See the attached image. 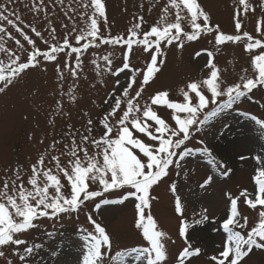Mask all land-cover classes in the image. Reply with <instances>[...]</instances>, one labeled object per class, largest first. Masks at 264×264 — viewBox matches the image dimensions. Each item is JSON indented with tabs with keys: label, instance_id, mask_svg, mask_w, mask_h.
<instances>
[{
	"label": "snow or ice",
	"instance_id": "6c2138e0",
	"mask_svg": "<svg viewBox=\"0 0 264 264\" xmlns=\"http://www.w3.org/2000/svg\"><path fill=\"white\" fill-rule=\"evenodd\" d=\"M18 2L5 0L0 3V55L3 56L0 59V94L6 93L28 70L50 62L55 64L63 97L66 74L73 81H78L84 69V53L93 47L99 49L101 45L124 49L123 62L122 66L114 68L113 52L93 59L91 63L96 74L103 77L107 73L117 77V87L121 85L118 79L121 74L127 76V82L120 94L117 95L114 88L103 99L102 103L109 105V109L98 122L103 128L98 137L93 135L95 122L92 118L87 119L82 132L69 124L68 128L72 130L65 136L70 138V144L64 143V150L60 151L57 145L62 141L53 140L49 145L51 151L45 150L31 164L26 181L23 165L17 163L12 169H5L3 177H0V249L17 246L12 253L18 257L19 264H29V258L43 245L29 244L20 237L31 229L41 227L36 221L77 212L86 206V202H92L93 211L99 212L103 206L123 204L131 198L135 200V227L142 231L147 246L123 247L113 254L112 235L89 212L87 219L93 228L81 230L84 248L82 264H136L138 261L168 264V233L159 228L150 212H146L156 199L151 192L173 170H176L177 176L180 175L182 161L192 155L186 144L192 141L194 135L201 133L204 126L218 118L225 109H231L241 98L253 90L264 88V0H259L261 17L256 22L255 36L242 30L248 14L256 11L252 0H232L235 34H226L219 24H213L199 0H165L159 19L147 31L144 30L145 17L141 14L133 17L134 22L126 33L117 35L111 34L105 0H68L67 3L65 0H29L24 7L34 18L43 16L47 24V39L34 24L25 21L20 9L15 6ZM140 7L143 8V4ZM57 9L72 22L70 29L67 24L62 25L65 28L62 39L57 36L52 19ZM186 26L190 31L186 30ZM29 31L46 45L44 50L29 35ZM213 33L216 51L226 42H243L244 50L251 54L249 66L241 70L238 79L228 82L224 77L226 70L214 62V52L201 49L195 52V57L207 55L204 67L209 70L208 75L181 87V101L171 100L168 91H156L148 100L144 99L146 86L154 81L161 71L160 65L166 61L164 46L176 43L183 48L185 40L197 41L203 34ZM134 46L148 57L144 68L131 64ZM61 55L65 57L63 63L59 61ZM126 70H130V75ZM44 71H47L46 67ZM138 80V87H134ZM67 95L71 103L77 102L75 83L68 88ZM113 97L114 103L110 104ZM92 103L96 104V101ZM160 105L172 110L174 124H169L154 110V106ZM59 115H69L64 112L62 99L56 101L49 124H54L55 116ZM83 115L89 117L88 112ZM259 123L264 126V120ZM135 133L146 136L150 142L146 143ZM199 143L204 144V140ZM90 147L94 149L91 153ZM203 151L211 154L208 148ZM239 158L245 160L248 157L241 155ZM253 159L257 165L253 177L255 191L244 189L238 195L225 193L229 202L226 217L222 220L226 239L217 246L221 250L208 257L212 264H245L255 249L264 252V155H256ZM220 164L222 174L227 176L231 169L223 161ZM212 182L213 177L209 175L199 187L204 189ZM121 189L127 190L118 199L105 198L113 190ZM170 190L175 198L174 210L183 217L185 205L177 194L176 182L171 183ZM242 198L243 204L257 214V220L251 227L249 217L240 211ZM208 211L207 208L201 209L199 219H193L191 223L181 219L179 235L184 238L186 246L175 257V264H191V258L202 254L201 247L189 241L188 233L194 226L202 225L209 219ZM52 233H47L49 239ZM19 246H24L22 251ZM0 257L6 258L5 250H0ZM6 264L14 262L6 258Z\"/></svg>",
	"mask_w": 264,
	"mask_h": 264
},
{
	"label": "rangeland",
	"instance_id": "374dc122",
	"mask_svg": "<svg viewBox=\"0 0 264 264\" xmlns=\"http://www.w3.org/2000/svg\"><path fill=\"white\" fill-rule=\"evenodd\" d=\"M4 2L5 0H0V3ZM67 2L68 0H65V3ZM199 2L210 14L213 24H219L226 34H235L232 0H199ZM27 3L29 0H19L15 6L20 9L25 21L34 24L47 39L46 21L43 16L39 19L34 18L24 7ZM164 3L165 0H159V3L157 0H105L111 34L126 33L128 27L134 22L133 17L141 14L145 17L144 30L147 31L159 19ZM252 3L256 11L254 14H248L242 30L255 36L256 22L261 17V9L259 0H252ZM141 4L143 8L140 7ZM149 8L152 10L149 11ZM52 19L57 29V36L62 39L65 34V28L62 25L67 24L70 29L72 22L64 18L59 9L56 10V15ZM101 28L103 31L104 26L102 25ZM186 30L190 31V28L186 26ZM10 31L14 32L13 29ZM105 34L107 35V32ZM29 35L37 41V45L42 50L46 48V45L40 38L35 37L34 33L29 31ZM214 35V33L203 34L197 41L185 40L183 48H179L176 43L164 46L166 61L160 65L161 71L154 81L146 86L143 93L144 99L148 100L156 91H168L171 100L181 101L182 96L179 92L181 87L191 80L208 75L209 70L204 67L208 60L207 55L195 57V52L201 49L214 52V62L226 70L224 77L228 82L238 79L241 70L249 66L251 54L244 50L243 42H226L218 46L219 51H216ZM73 43L75 44L74 40ZM123 51L124 49L119 46L113 49L111 45H101L99 49L90 48L82 57L84 69L79 80L73 81L66 74L63 97L56 78L55 64L50 62H45L39 68L28 70L13 87H10L6 93L0 94V177H3L5 169H12L19 163L25 169L26 181L31 164L45 150L51 151L49 145L53 140L62 141L57 145L60 151L64 150V143L70 144V138L65 136V133L72 130L68 128L69 124L73 126V129H79L82 132L87 119L92 118L95 122L93 135L98 137L102 134L103 128L98 122L109 109V105H104L102 101L114 88H116V94H120L126 86L127 76L121 74L118 77L121 85L117 87L115 85L117 77L107 73L103 77L98 76L91 61L113 52V66L119 67L123 62ZM0 59H3L2 55ZM64 59L63 55L59 57L61 63ZM147 60V55L134 46L131 57L132 66L144 68ZM100 62L103 64L102 61ZM45 67L47 71H44ZM126 72L130 75V70ZM74 83L78 96L75 104L71 103L67 95L68 88ZM138 85L139 80L134 87ZM132 94L134 95V92ZM59 99H62L64 112L69 115L55 116L54 124H49L48 121L53 118L56 101ZM93 100L96 104L92 103ZM111 103H114V97ZM209 107L213 106L209 105ZM154 110L169 124H174L171 119L172 110L166 105L154 106ZM84 112H88L89 117H85ZM261 120H264V88L253 90L252 93L237 101L231 109H225L218 118L204 126V130L194 135L192 141L186 144L192 150V155L182 161L180 175L177 176L176 170H173L168 178H164L153 187L151 195L156 199L151 202V207L146 212H150L159 228L168 233L166 245L169 250L168 264H175V257L186 246L184 238L179 235L181 219L191 223L193 219H199V213L203 208L209 210V219L202 225L194 226V229H190L188 233L189 241L202 249L199 257L191 258V264H212L208 257L221 250L217 246L226 239L222 220L226 217L229 202L225 193L231 192L233 195H238L244 189L250 192L255 191L253 177L257 165L253 157L264 155V126L259 123ZM135 135L146 143L150 142L142 134L135 133ZM201 139L204 140V144L199 143ZM204 148L211 150V155L216 162L210 160L208 153L203 151ZM89 150L90 153L94 151L91 147ZM51 154L57 153L51 152ZM139 155L142 156V154ZM241 155L248 158L241 160L239 158ZM220 161L231 169L227 176L222 174L223 168ZM209 175L213 177V182L201 189L199 184ZM172 182L177 183V194L181 196L185 205L183 217L174 210L175 198L170 190ZM126 190H113L106 194L105 198L118 199ZM134 205L135 200L130 198L123 204L103 206L99 212H96L93 211L94 204L86 202V206H82L77 212L61 214L58 218L51 220L44 218L36 221L41 227L31 229L20 237L26 239L29 244L43 245L29 258V264H82L84 248L81 230L93 228L87 219L89 212H92L93 219L101 223L112 235L113 254L115 250L123 247L147 246V242L142 237V231L135 227ZM240 211L249 217L251 227L257 220V214L243 204V198L240 201ZM48 232H53L51 239L47 236ZM16 247L6 246L0 250H5L7 259H12L14 264H19L18 257L12 253V249ZM19 247L22 251L24 246ZM6 258L0 257V264H6ZM136 264H146V262L138 261ZM245 264H264V252L255 249L246 259Z\"/></svg>",
	"mask_w": 264,
	"mask_h": 264
},
{
	"label": "trees",
	"instance_id": "16d2710c",
	"mask_svg": "<svg viewBox=\"0 0 264 264\" xmlns=\"http://www.w3.org/2000/svg\"><path fill=\"white\" fill-rule=\"evenodd\" d=\"M207 153H208L207 155H208V157L210 158V160H213L214 162H216L215 158H213L212 155L209 154V152H207Z\"/></svg>",
	"mask_w": 264,
	"mask_h": 264
}]
</instances>
